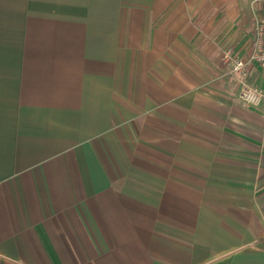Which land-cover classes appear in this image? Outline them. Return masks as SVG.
<instances>
[{
  "label": "crops",
  "instance_id": "crops-1",
  "mask_svg": "<svg viewBox=\"0 0 264 264\" xmlns=\"http://www.w3.org/2000/svg\"><path fill=\"white\" fill-rule=\"evenodd\" d=\"M254 14L0 0V264H264V70L222 60Z\"/></svg>",
  "mask_w": 264,
  "mask_h": 264
},
{
  "label": "built area",
  "instance_id": "built-area-1",
  "mask_svg": "<svg viewBox=\"0 0 264 264\" xmlns=\"http://www.w3.org/2000/svg\"><path fill=\"white\" fill-rule=\"evenodd\" d=\"M264 2V0H262ZM230 56L229 52L225 57ZM258 63L264 70V17L257 19L252 51L247 59H234L233 71L241 76H247L248 68ZM241 101L249 106L264 107V92L249 84H244L239 94Z\"/></svg>",
  "mask_w": 264,
  "mask_h": 264
},
{
  "label": "rangeland",
  "instance_id": "rangeland-1",
  "mask_svg": "<svg viewBox=\"0 0 264 264\" xmlns=\"http://www.w3.org/2000/svg\"><path fill=\"white\" fill-rule=\"evenodd\" d=\"M258 2H260V4H262V6H263V8H264V2L262 1V0H257ZM255 5V4H254ZM262 17H264V16H259V15H256V14H254V16H253V22H254V33H255V29H256V22H257V19H259V18H262ZM229 52V54H230V56L228 57V58H226L225 57V55H226V53H228ZM239 59V57H235L234 56V54L232 53V50H227L225 53H224V55H223V57H222V60H223V64L225 65V66H229V68L232 70V72L233 73H236V72H234L233 70V67H234V59ZM241 59V58H240ZM241 92V91H240Z\"/></svg>",
  "mask_w": 264,
  "mask_h": 264
}]
</instances>
